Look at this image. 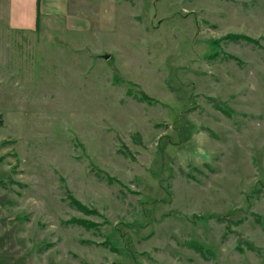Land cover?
I'll return each mask as SVG.
<instances>
[{
  "label": "rangeland",
  "instance_id": "obj_1",
  "mask_svg": "<svg viewBox=\"0 0 264 264\" xmlns=\"http://www.w3.org/2000/svg\"><path fill=\"white\" fill-rule=\"evenodd\" d=\"M118 1L0 0V264H264V0Z\"/></svg>",
  "mask_w": 264,
  "mask_h": 264
},
{
  "label": "crops",
  "instance_id": "obj_2",
  "mask_svg": "<svg viewBox=\"0 0 264 264\" xmlns=\"http://www.w3.org/2000/svg\"><path fill=\"white\" fill-rule=\"evenodd\" d=\"M18 1L19 0H8L7 21L12 27L21 30L32 29V25H36V21L38 20V13L40 14V17H48L53 15L58 16L62 15V13L65 14L64 12L71 13L70 8L72 6H83L86 9H89V15L94 16V18H96L95 20L99 22L100 37L105 36L106 31L108 29V25L110 23L113 24L115 22L117 10L120 7L118 6V0H40L39 4L38 0H33V5L35 6L34 11L31 16L28 17V20L24 21L23 15L21 17H17L18 12L14 10L15 3H17ZM93 9H95V13ZM96 11L98 13H96ZM70 16H73V14L67 15V24H72V19H69ZM74 28L76 27H72V29Z\"/></svg>",
  "mask_w": 264,
  "mask_h": 264
},
{
  "label": "trees",
  "instance_id": "obj_3",
  "mask_svg": "<svg viewBox=\"0 0 264 264\" xmlns=\"http://www.w3.org/2000/svg\"><path fill=\"white\" fill-rule=\"evenodd\" d=\"M40 3V0H38V4ZM237 40V41H246V42H252V39L249 38L248 36L245 35H228L225 36L224 38H220L217 40H211L209 43L212 47L214 48H218V46H220V44L224 41V40ZM230 58H232L231 56H229ZM138 99H140L141 101H148V99H150L146 94L141 93L140 97H138ZM72 204L75 205V207L80 210L83 213H89L90 210L85 207L84 205H82L80 202L75 201V200H71ZM200 251V250H199ZM202 253V252H200Z\"/></svg>",
  "mask_w": 264,
  "mask_h": 264
}]
</instances>
